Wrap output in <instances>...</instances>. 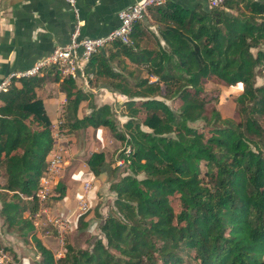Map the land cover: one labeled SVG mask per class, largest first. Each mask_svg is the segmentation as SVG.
I'll return each mask as SVG.
<instances>
[{
    "label": "trees",
    "instance_id": "trees-1",
    "mask_svg": "<svg viewBox=\"0 0 264 264\" xmlns=\"http://www.w3.org/2000/svg\"><path fill=\"white\" fill-rule=\"evenodd\" d=\"M150 9L153 46L140 44L147 28L136 22L129 43H106L82 69L90 87L104 83L125 97L122 128L111 104H95L71 77L60 83L61 132L105 127L124 144L117 160L126 167L110 172L114 196L90 247L67 243L56 259L35 236L37 204L22 197L38 190L56 143L37 89L45 84L41 72L59 79L57 66L13 77L0 91V217L31 233L34 264H264V84L256 83L264 78V0L194 9L168 1ZM210 81L241 88L234 99L240 120L212 105L218 96L206 92ZM174 97L176 109L165 101ZM83 101L90 111L78 117ZM87 164L100 175L104 154L92 153ZM53 191L61 199L65 185Z\"/></svg>",
    "mask_w": 264,
    "mask_h": 264
},
{
    "label": "crops",
    "instance_id": "crops-1",
    "mask_svg": "<svg viewBox=\"0 0 264 264\" xmlns=\"http://www.w3.org/2000/svg\"><path fill=\"white\" fill-rule=\"evenodd\" d=\"M137 0H75L72 6L66 0H1L0 1V82L15 72L25 71L38 62L46 61L53 53L55 48L64 46L70 42L77 16L80 22L79 37L97 38L106 36L111 30L119 24L118 12ZM184 8L194 9L198 6L208 8L206 0H169ZM77 10V15L74 13ZM154 11L149 9L143 24L146 26V34L141 40V45L150 44L147 38L152 39L158 35L157 21L154 19ZM161 44H164L161 40ZM44 75L45 84L37 89V95L43 99L46 111L53 122L56 143L53 149L64 148L65 163L63 167L70 163L67 159L71 154V149L66 139H63V132L58 135L55 132V123L59 122V116L62 111V105L65 102V94L60 89L62 77L56 80L54 74L41 72ZM78 83L82 84L85 91L94 94L93 99L97 105L113 104L118 99L125 97L118 92L109 89L104 83L95 87H90L83 76V72L78 76ZM124 102V101H123ZM82 112V105L79 106L77 116ZM88 127L83 129L91 133L93 129ZM104 128V127H99ZM98 129V128H97ZM94 132V131H93ZM67 135L69 133H66ZM98 151V150H95ZM78 158H71V166L64 170V175H59V182L65 185L63 198L55 199L54 203L49 205L53 214L66 215L70 219V230L77 231L79 218L82 214L78 209V202L82 198H87L89 205L94 206L99 201L97 194L98 187L103 180L108 177L109 172L104 170L100 175H94L89 169L87 162H84L86 168H82L77 162ZM102 174V175H101ZM57 177H56V183ZM91 181V190H84L83 183ZM98 184V187H97ZM90 191V192H89ZM108 199L113 197L108 189ZM89 194V195H88ZM88 196V197H87ZM81 198V199H80ZM1 208V203H0ZM93 208L88 211L82 219L86 227L82 231L93 233L99 229L103 218L106 215L103 205L98 212ZM2 220L0 217V240H2ZM99 231V230H98ZM39 236V235H38ZM53 240L52 235L41 236ZM51 242V241H50Z\"/></svg>",
    "mask_w": 264,
    "mask_h": 264
},
{
    "label": "rangeland",
    "instance_id": "rangeland-1",
    "mask_svg": "<svg viewBox=\"0 0 264 264\" xmlns=\"http://www.w3.org/2000/svg\"><path fill=\"white\" fill-rule=\"evenodd\" d=\"M142 75L145 76L146 74L142 73ZM149 78H151V80L154 79L152 76H149ZM75 80L77 81L78 77ZM256 83L258 85L264 84V78L258 76L256 78ZM79 85L82 86V84ZM205 90L206 92L209 91L210 95L218 96L217 101L213 102L212 105H215L217 107L223 117H230L236 120H240V117L236 113V105L234 99L238 94L241 93V88L237 86H228L222 83H215L210 81L205 83ZM92 100L95 102V99ZM124 100L125 98L123 100L118 99V102L111 104L113 110L115 111V118L119 128H122L123 123L127 120V118L122 115V104ZM165 101L172 109H176L180 104L179 100L176 97ZM95 104L97 103L95 102ZM81 105L82 112L79 113V116H82L85 112L90 111L87 101H83ZM142 117L143 115L140 114L139 118L142 119ZM59 125L60 122L55 123V132H57L58 135H61L62 132L59 128ZM196 125L200 126L201 123H197ZM143 128L147 129L145 127ZM90 129H93V127ZM93 131H91V133H87L84 130H80L75 133H69L68 135L66 133H63V139H66L65 142L69 144V148L71 149V154L67 159L69 160V162L71 161L70 163H72L71 158H78L77 162L80 163L82 168H86L84 162H88L91 154L94 152H102L105 158L106 171L110 174V172L118 166V170H116L115 172L116 175L119 176V172L124 171L126 167L125 164H121L120 161L117 160L118 154L122 151V149H124V144L117 140L108 128H94ZM70 163H67L64 167L62 166L60 168L59 172L57 173V181L59 180V175L61 173L64 175V170L71 166ZM103 177L104 176L102 175V183L99 185V187L97 184V194L100 199L98 203H96L93 207L90 206L89 210H91L92 208L94 210V208H96L95 211L97 213L98 210L104 205L107 214L110 209V202L113 199V197L108 199V187L112 176L110 174L108 177H105L104 180ZM90 183L92 188V185L94 184H92L91 181ZM91 188L89 190H91ZM56 195L57 193L53 191V194L48 200V205H52L54 203ZM175 207L178 209L176 203ZM98 230L93 233H87L86 230L82 231L81 228H77L76 232L73 230H69V232L65 234L64 242L65 244L70 243L74 247L88 248L92 244L93 240L100 235V232ZM2 232L3 233L1 234L3 235V237L2 240H0V248H4L10 251L11 255L13 256L14 264H34V262L39 257L35 247V241L31 237V233L27 234L26 236H23L17 229L8 228L5 224L3 225ZM34 232H36L35 236L38 237L45 246H47L54 253H56V251L58 250V242L57 238L54 235H52L54 239L49 240L44 237H41H49V234H46L43 229L36 228V231ZM51 232H53L52 229Z\"/></svg>",
    "mask_w": 264,
    "mask_h": 264
},
{
    "label": "built area",
    "instance_id": "built-area-1",
    "mask_svg": "<svg viewBox=\"0 0 264 264\" xmlns=\"http://www.w3.org/2000/svg\"><path fill=\"white\" fill-rule=\"evenodd\" d=\"M72 6L75 0H66ZM169 0H137L130 6L120 10L117 14L119 24L106 36L89 38L79 37L80 22L74 25L70 42L64 46L57 47L44 62H38L31 68L10 74L0 82V91L6 90L13 77H28L37 74L44 65L55 64L59 75L76 79L81 73L85 62L89 56L104 47L108 42L119 40L122 43L130 42V33L133 25L145 19L147 12L152 7L164 6ZM209 7L218 6L224 0H206ZM75 15L77 10L74 9ZM65 149H52L47 155V169L39 180V188L34 195L22 196L26 201L36 203L37 210L33 214V224L35 228H41L46 234L54 235L57 238L58 250L54 253L56 259L62 258L65 251L64 237L70 230V219L66 215L53 214L48 205V199L53 193L56 183L57 173L65 163ZM120 163H122L120 161ZM84 190L91 188L90 181L83 183ZM81 199V198H80ZM90 205L87 198H82L78 202V209L81 213L87 211ZM51 229L53 232H51ZM0 264H14L12 255L0 248Z\"/></svg>",
    "mask_w": 264,
    "mask_h": 264
},
{
    "label": "water",
    "instance_id": "water-1",
    "mask_svg": "<svg viewBox=\"0 0 264 264\" xmlns=\"http://www.w3.org/2000/svg\"><path fill=\"white\" fill-rule=\"evenodd\" d=\"M1 1V0H0Z\"/></svg>",
    "mask_w": 264,
    "mask_h": 264
}]
</instances>
